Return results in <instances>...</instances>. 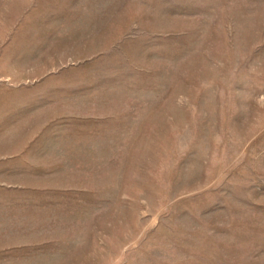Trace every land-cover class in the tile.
I'll return each instance as SVG.
<instances>
[{"label": "rangeland", "instance_id": "374dc122", "mask_svg": "<svg viewBox=\"0 0 264 264\" xmlns=\"http://www.w3.org/2000/svg\"><path fill=\"white\" fill-rule=\"evenodd\" d=\"M0 264H264V0H0Z\"/></svg>", "mask_w": 264, "mask_h": 264}]
</instances>
